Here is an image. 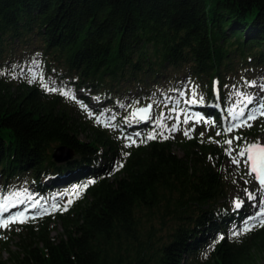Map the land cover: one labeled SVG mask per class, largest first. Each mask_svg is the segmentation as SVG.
<instances>
[{"label": "trees", "instance_id": "obj_1", "mask_svg": "<svg viewBox=\"0 0 264 264\" xmlns=\"http://www.w3.org/2000/svg\"><path fill=\"white\" fill-rule=\"evenodd\" d=\"M257 82L264 0H0V206L19 200L2 214L39 198L64 227L25 235L9 262L250 264L264 227L233 233L258 194L239 208L228 199L224 141H257L247 138L263 120L226 131L241 111L264 108ZM187 98L216 131L182 137L156 118L130 122L148 103L171 122ZM58 147L72 155L63 163Z\"/></svg>", "mask_w": 264, "mask_h": 264}, {"label": "rangeland", "instance_id": "obj_2", "mask_svg": "<svg viewBox=\"0 0 264 264\" xmlns=\"http://www.w3.org/2000/svg\"><path fill=\"white\" fill-rule=\"evenodd\" d=\"M256 90L261 93L264 91L263 84L256 83ZM196 100V103H189L190 100ZM187 104L181 105L182 107H176L178 101L174 102L175 105V114L173 120H169V117H166V113L159 112L158 115H155L154 109L150 108L149 114L146 118V121L149 119L156 118V126L162 127L166 130H172L173 126L175 125V131L180 134L182 137H185V132H188V136H191V134H198L202 138H205L206 133H211L212 130L216 131L218 128L217 124L214 123V121L199 112H197L195 109H193L194 104L199 105L200 100L196 98H187ZM259 110H264L263 107L254 108L251 112H254L257 116V118L254 121H249L252 126H254L257 121L263 120L264 117L259 115ZM239 114V113H238ZM237 114V115H238ZM248 113H245L243 117H240L239 120L232 119V121L229 123L227 129L230 126H234L237 123H240L243 121ZM139 116V115H138ZM141 116V115H140ZM188 117V122L184 123L185 117ZM143 117V116H141ZM100 123H103L106 121V118H95V121H98ZM142 121L141 119L137 118L135 115H131L130 122L133 123L134 121ZM145 121V120H143ZM76 123L80 122V120H76ZM86 125H83L80 127V137L84 141H90L93 137V133L89 127H85ZM251 126V127H252ZM84 128V129H82ZM248 128L247 126H241V127H233V130L237 129L239 131L246 130ZM255 136L250 135L247 139H256L257 141H260L261 143H264V126H258L255 130ZM203 134V135H201ZM234 137L238 136H232V144L229 145V147L232 148L231 155L228 154V163H227V174L229 177H231L230 183L231 187L228 190V199L233 201L237 204V202H240V206L247 204V200L249 199V193H251L253 196H256L258 194L259 201L256 202L258 206H254L253 209V215L255 216L258 212H260L262 209L260 208L261 202H264V192L260 190V187L257 186V184L254 181L253 176L248 175V169L244 166L242 159L237 156V152L239 150V147L244 145V142L241 143V139L236 140ZM255 137V138H254ZM241 138H244L242 136ZM175 150L178 151V153H181V150H178V148H175ZM54 152V151H53ZM60 152V151H59ZM53 154V153H52ZM59 155L64 156L63 152L58 153ZM70 152V157H71ZM69 157V158H70ZM68 158V159H69ZM236 158L238 160H241V163L239 165L233 164L232 159ZM54 159V158H53ZM67 160V159H66ZM54 161H56L54 159ZM58 163H63L65 160L56 161ZM247 189V191H245ZM256 199V198H255ZM60 201L64 202V199L61 198ZM19 202L18 199L15 198H9L7 201V206L4 208L5 210H2V206H0V221H3L7 219L9 216L15 215L18 212L24 211L25 217L19 218V219H25V222H10L8 227H0V260L6 261L7 264H14L9 262L10 257H14L19 253V247L18 242L24 238L25 235H31V240L34 242L37 240L40 230L43 229L44 226L49 229V237H60L64 233V227L60 221V219L57 217L56 209L53 210V207H51L49 204L46 203V201H40V199H34L28 204H26L25 209L16 210L15 209L11 212H7L6 214H2L3 211H8L9 209L15 208L17 203ZM44 209H48L46 213L43 212ZM37 213H42L40 215H37ZM23 226L24 234L19 235L16 234L15 231L18 228V226ZM29 240V238H27ZM251 253L253 255V260L250 264H264V247H252Z\"/></svg>", "mask_w": 264, "mask_h": 264}, {"label": "snow or ice", "instance_id": "obj_3", "mask_svg": "<svg viewBox=\"0 0 264 264\" xmlns=\"http://www.w3.org/2000/svg\"><path fill=\"white\" fill-rule=\"evenodd\" d=\"M29 83H32V81L30 80ZM41 86L44 87L46 91H49V90L50 91H56V89L54 87L51 89H48L47 86L44 84H42ZM60 94L71 98L70 92H65V91L61 90ZM181 95H183V93H181ZM201 100H202V98H201ZM188 102L189 103H196V100L193 99V100H190ZM251 102H252V100L249 97L248 103H251ZM149 107H151V106H149ZM138 111L147 112L148 109H146V108L145 109H139ZM244 115H245V113L243 111H241L236 117H234V119L239 120V118L243 117ZM259 115L264 117V110H259ZM256 118H257L256 114L254 112L249 111L246 118L243 121L235 124L234 126H230L226 131L231 132L233 130V127H241V126L251 127L252 125L248 122L254 121ZM98 122H99V120H98ZM187 122H188V117L186 116L184 123H187ZM172 130L175 131V125L173 126ZM185 135L188 136L189 135L188 132H185ZM201 135H203V134H201ZM217 135H220V133H217ZM154 138H155L154 135L150 134L148 136V139H154ZM164 138L167 139V137H164ZM189 138H191V137H189ZM234 139L239 140V139H241V137H234ZM133 143H135V141H133ZM224 143L231 145L232 140H225ZM225 151L227 154L231 155L232 148L229 147ZM237 156H239L242 159L244 166L248 169V175L254 176L255 180L260 185V190L262 192H264V143H261L260 141L248 142V143L244 144L243 146L239 147V150L237 152ZM232 163L239 165L241 163V160L233 158ZM118 167H123V165H119ZM84 187H87V185H85ZM245 191H247V189H245ZM249 199L252 200V199H255V197L251 193H249ZM69 203H71V201H69ZM259 206L262 210L260 212H258L255 216L250 217L248 220H246L244 228L239 233H233L234 236L244 234L248 231H252L257 226L264 227V202H261V204ZM52 207H53V210H55L57 206L53 205ZM236 207L237 208L240 207V202H237ZM62 210L66 211L67 206H65ZM47 211H48V209L43 210L44 213H46ZM40 214H42V213H37V215H40ZM24 217H25L24 211L18 212L15 215L9 216L7 219L0 221V227H8L10 222H13V223L14 222H21V223H23V222H25V219H19V218H24ZM253 221H254V223H253ZM222 238L223 237H221V239Z\"/></svg>", "mask_w": 264, "mask_h": 264}, {"label": "water", "instance_id": "obj_4", "mask_svg": "<svg viewBox=\"0 0 264 264\" xmlns=\"http://www.w3.org/2000/svg\"><path fill=\"white\" fill-rule=\"evenodd\" d=\"M149 106H151L150 103H148L146 106H142V107H138V108L134 109L133 112H132V115H133V116L135 115L137 118L141 119L142 122H146V118H147V116H148V114H149V111H150V108H151V107H149ZM145 108L148 109L147 112H140V111H138L139 109H145ZM138 115H139V116H138ZM140 115L143 116V117H141ZM143 120H145V121H143ZM59 151H60V152H63V153H64V156H63V154H62V156L59 155V154H58V153H60ZM52 157H53L56 161L66 160V159H68V158L70 157V151H69L68 149H66V148L58 147V148H56V149L54 150V152H53V154H52ZM253 177H254V176H253ZM254 181H255V183L257 184V186L260 187V185L257 183V181L255 180V178H254Z\"/></svg>", "mask_w": 264, "mask_h": 264}]
</instances>
